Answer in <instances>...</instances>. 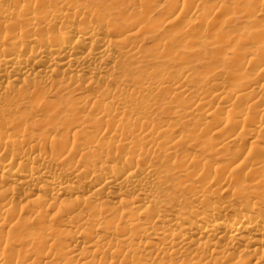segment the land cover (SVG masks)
Masks as SVG:
<instances>
[{"label": "bare ground", "instance_id": "6f19581e", "mask_svg": "<svg viewBox=\"0 0 264 264\" xmlns=\"http://www.w3.org/2000/svg\"><path fill=\"white\" fill-rule=\"evenodd\" d=\"M0 264H264V0H0Z\"/></svg>", "mask_w": 264, "mask_h": 264}]
</instances>
